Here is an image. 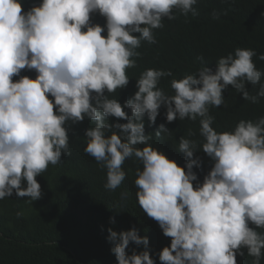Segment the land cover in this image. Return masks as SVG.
<instances>
[{"label": "clouds", "instance_id": "9594fccd", "mask_svg": "<svg viewBox=\"0 0 264 264\" xmlns=\"http://www.w3.org/2000/svg\"><path fill=\"white\" fill-rule=\"evenodd\" d=\"M197 2L41 0L24 11L21 0H0V200L13 193L29 204L40 199L36 177L59 165L62 155H71V126L87 118L94 126L85 129L84 152L106 170V189L120 187L126 160L135 157L142 165L134 181L138 205L171 238L159 253L161 264H237L245 249L251 264H261L264 116L241 119L231 131L218 132L209 111L225 104L229 86L253 104L264 98L255 50L236 48L220 57L215 69L202 63L172 79L171 95L160 87L162 78L173 76L171 70L149 68L123 105L113 96L128 85L127 70L137 66L142 43H157L155 30L164 28L165 19H178L177 13L185 22L190 13L199 15ZM96 13L104 17L103 27L92 23ZM221 14L227 10L213 9L211 16ZM258 58L264 60V54ZM22 70H34L35 79L20 76ZM162 106L168 123L188 119L202 138L192 139L197 135L192 129L179 138L184 168L149 144L153 135L171 136L172 130L162 123L154 134L145 133L143 118L154 124ZM110 117L127 122L109 123ZM200 150L212 167L194 187L193 167L199 168L200 160L193 156ZM125 197L122 193L121 200ZM108 233L117 264H155L148 250L126 253L130 242L148 248L147 237L135 228L120 233L109 228Z\"/></svg>", "mask_w": 264, "mask_h": 264}, {"label": "trees", "instance_id": "16d2710c", "mask_svg": "<svg viewBox=\"0 0 264 264\" xmlns=\"http://www.w3.org/2000/svg\"><path fill=\"white\" fill-rule=\"evenodd\" d=\"M40 3L41 0H21L24 11ZM194 7L199 15L193 17L190 13L187 22L178 13L176 20L165 19L164 28L155 30L157 43H142L137 49L141 56L137 66L127 70L128 85L113 94L121 105L133 96L136 79L145 69L171 70L173 76L160 81V87L171 95L172 79L196 71L202 63H211L209 68L215 69L218 59L234 53L236 48L254 49L257 56L253 61L264 73V60L258 58L264 54V0H198ZM213 9L227 10V14L213 19ZM91 20L102 27L105 25V19L99 13L93 14ZM200 56L203 61L197 59ZM20 76L35 79L36 73L22 70ZM248 89L255 94L256 89L251 85ZM223 95L225 104L209 110L216 131H231L241 119L254 120L264 116V98L253 104L243 100L230 86ZM165 113L162 106L154 124H150L145 116V133L154 134L162 123L172 130L171 136L153 135L149 144L184 168L187 158L177 150L179 138L187 137L189 129L197 133L192 139L202 141V138L196 125L188 119L168 123ZM126 122L109 118V123ZM91 126L94 122L87 118L71 126L68 133L71 155H62L59 165H50L36 177L41 186L40 199L29 204L27 197H17L13 193L0 200V264H117L111 251L114 243L108 239L109 228L117 233L135 228L138 235L147 237L148 248L130 242L126 253L131 255L134 251L148 250L155 264H161L159 253L170 246L171 238L166 237L158 223L138 205L134 181L136 169H142V165L135 157L126 160L122 166L126 177L120 187L114 191L106 189V170L84 152L87 142L84 132ZM193 158L200 160V167H193L197 175V181L193 182L195 187L196 183L203 182L212 163L202 150L195 152ZM122 193H126L123 200ZM17 212H23V216L17 218ZM244 251L243 257H236L237 264H251L253 258L247 255L246 249ZM261 264H264V258Z\"/></svg>", "mask_w": 264, "mask_h": 264}]
</instances>
